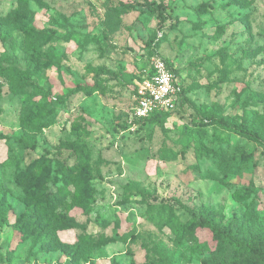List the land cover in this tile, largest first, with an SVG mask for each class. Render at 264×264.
<instances>
[{
  "label": "rangeland",
  "instance_id": "rangeland-1",
  "mask_svg": "<svg viewBox=\"0 0 264 264\" xmlns=\"http://www.w3.org/2000/svg\"><path fill=\"white\" fill-rule=\"evenodd\" d=\"M152 53L184 92L141 123ZM0 64L7 264H264V146L209 118L264 140V0H0Z\"/></svg>",
  "mask_w": 264,
  "mask_h": 264
},
{
  "label": "built area",
  "instance_id": "built-area-1",
  "mask_svg": "<svg viewBox=\"0 0 264 264\" xmlns=\"http://www.w3.org/2000/svg\"><path fill=\"white\" fill-rule=\"evenodd\" d=\"M133 93V117L141 120L158 112H170L183 87L166 60L157 53L149 58L145 76L136 80Z\"/></svg>",
  "mask_w": 264,
  "mask_h": 264
},
{
  "label": "trees",
  "instance_id": "trees-1",
  "mask_svg": "<svg viewBox=\"0 0 264 264\" xmlns=\"http://www.w3.org/2000/svg\"><path fill=\"white\" fill-rule=\"evenodd\" d=\"M147 8L151 13H155L157 11V9L154 6H152L151 4H147ZM152 55H153V53H152ZM171 69L177 75V72L174 70V68L171 67ZM0 77L6 78L7 83H8V88L11 91H15V92L19 91L22 88L23 84L30 83V78H29L27 71L12 68V67H4L1 64H0ZM183 92H184V88L182 90L181 95H183ZM167 113L168 112H158V113L151 115L148 118L137 120V121L141 122V123H145V122H149V121L159 120L160 118L166 117ZM209 118H210V120L213 121L214 124H216L220 128L225 129V130H231V131H233L239 135L244 136L247 139H250V140L258 143L261 146H264V140L260 136L253 133L250 129L244 128L241 125L229 123L224 118L217 117V116L212 115V114L209 115ZM139 195L141 197H145L144 193L140 192ZM174 203L177 206H179L180 208H182L183 210H185L186 212L191 213L190 210L187 207L183 206L179 201L175 200ZM193 223L196 226H199L201 228H207V229L212 230V231L216 230L212 220L205 217V216L194 217ZM0 264H7L5 262V257L1 253H0Z\"/></svg>",
  "mask_w": 264,
  "mask_h": 264
}]
</instances>
